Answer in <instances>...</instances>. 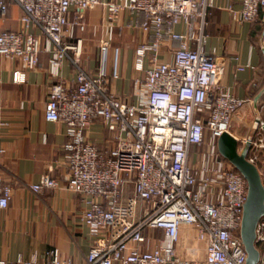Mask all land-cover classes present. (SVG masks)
Here are the masks:
<instances>
[{"label":"built area","instance_id":"2783aa9c","mask_svg":"<svg viewBox=\"0 0 264 264\" xmlns=\"http://www.w3.org/2000/svg\"><path fill=\"white\" fill-rule=\"evenodd\" d=\"M22 10L21 29L0 32V54L18 58L22 69L12 80L22 83L25 71L38 64L40 37L52 44L50 66L54 76L64 57L74 66L72 85L57 79L44 104V118L62 122L69 141L64 145L66 187L81 195L85 209L81 221L93 241L85 264H245L240 226L247 197L244 177L217 150V138L229 132L231 116L248 99L228 93L220 83L221 66L202 50L212 0H13ZM240 4L242 21L256 20L264 0H227ZM108 11L111 21L121 10L138 15L134 25L148 35L135 48V82L146 90V104H127L107 90L105 72L88 73L70 56L63 39L75 24L84 29L83 12L96 6ZM74 8L72 21L68 14ZM7 5L0 0V16ZM184 24L185 33L175 31ZM35 28L39 33L28 31ZM176 42V45L172 43ZM195 43V48L190 43ZM108 41L102 39L103 53ZM74 50V47H72ZM239 69H242L240 67ZM264 112V97L259 100ZM101 120L114 133L112 147L91 141L85 131ZM254 132L237 139L239 153L255 165L264 186V120ZM230 133V132H229ZM43 174L30 189L57 187ZM131 187L130 192L128 191ZM11 199V186L0 175V209ZM182 226L193 228L204 242L203 260L175 254ZM160 229L158 246L140 249L145 229ZM256 264H264V215L255 227ZM50 260L35 256L17 264H63L57 248ZM0 264H8L0 259Z\"/></svg>","mask_w":264,"mask_h":264},{"label":"crops","instance_id":"0c3cea01","mask_svg":"<svg viewBox=\"0 0 264 264\" xmlns=\"http://www.w3.org/2000/svg\"><path fill=\"white\" fill-rule=\"evenodd\" d=\"M3 1L7 9L0 16V32L20 30L21 8L13 0ZM212 1L202 50L216 57L221 66L220 83L228 93L248 99L230 121V134L241 138L254 132L258 118L264 120L259 103L264 97V9L259 10L256 20L247 22L239 17L238 2H230L228 8L227 0ZM75 14L72 8L68 14L70 21ZM136 19V13L121 10L111 21L107 9L98 5L83 12L84 29L74 24L63 45L70 56L75 50L79 53L78 63L86 72H105L110 94L127 104L144 105L146 90L135 82L143 74L134 69V57L135 48L148 35L134 25ZM28 31L39 33L33 27ZM175 31L185 33L186 27L178 24ZM102 39L108 41L106 53L100 48ZM190 46L195 48V43L191 42ZM51 49L52 44L40 37L38 64L25 71L26 79L22 83L12 80L13 71L22 69L19 59L0 54V175L11 186V199L0 209V259L8 264H17L18 257L32 256L39 262H48L47 252L51 248L58 249L63 264H85L93 241L88 227L81 221L85 209L81 195L66 187L67 127L44 118L51 84L63 79L72 85L74 75L72 61L64 57L54 76ZM85 134L100 147L114 144V133L101 120H94ZM46 173L57 180V187L33 192L30 186ZM143 235L144 240L136 244L142 250L158 246L164 237L157 228L145 229ZM204 245L196 238L193 228L182 226L175 254L186 260H203Z\"/></svg>","mask_w":264,"mask_h":264},{"label":"water","instance_id":"95a60500","mask_svg":"<svg viewBox=\"0 0 264 264\" xmlns=\"http://www.w3.org/2000/svg\"><path fill=\"white\" fill-rule=\"evenodd\" d=\"M216 143L221 157L228 161L247 182V197L243 205L240 237L247 254L245 264H256L259 252L254 245L255 227L264 215V186L257 168L246 159L245 151L238 152L237 139L232 134L222 133Z\"/></svg>","mask_w":264,"mask_h":264},{"label":"rangeland","instance_id":"374dc122","mask_svg":"<svg viewBox=\"0 0 264 264\" xmlns=\"http://www.w3.org/2000/svg\"><path fill=\"white\" fill-rule=\"evenodd\" d=\"M244 135V134H243Z\"/></svg>","mask_w":264,"mask_h":264}]
</instances>
